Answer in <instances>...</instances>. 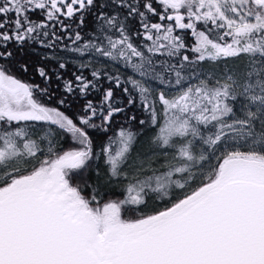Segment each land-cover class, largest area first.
<instances>
[{"label":"snow or ice","instance_id":"obj_1","mask_svg":"<svg viewBox=\"0 0 264 264\" xmlns=\"http://www.w3.org/2000/svg\"><path fill=\"white\" fill-rule=\"evenodd\" d=\"M0 264H264V0H0Z\"/></svg>","mask_w":264,"mask_h":264},{"label":"trees","instance_id":"obj_2","mask_svg":"<svg viewBox=\"0 0 264 264\" xmlns=\"http://www.w3.org/2000/svg\"><path fill=\"white\" fill-rule=\"evenodd\" d=\"M187 40H188V42H192V40H193V38L191 37V35H190V33L187 35ZM22 79H25V80H28L29 79V77H21ZM65 146H67V141H65ZM101 163H102V161H101Z\"/></svg>","mask_w":264,"mask_h":264}]
</instances>
